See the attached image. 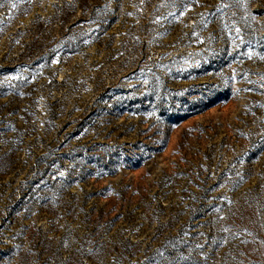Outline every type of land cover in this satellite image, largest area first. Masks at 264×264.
I'll list each match as a JSON object with an SVG mask.
<instances>
[{"label": "rangeland", "instance_id": "rangeland-1", "mask_svg": "<svg viewBox=\"0 0 264 264\" xmlns=\"http://www.w3.org/2000/svg\"><path fill=\"white\" fill-rule=\"evenodd\" d=\"M0 264H264V0H0Z\"/></svg>", "mask_w": 264, "mask_h": 264}]
</instances>
